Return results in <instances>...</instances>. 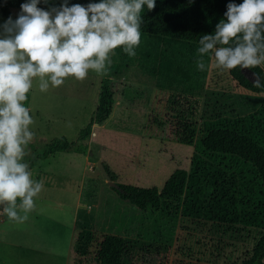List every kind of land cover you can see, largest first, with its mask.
Returning <instances> with one entry per match:
<instances>
[{"label":"rangeland","instance_id":"rangeland-1","mask_svg":"<svg viewBox=\"0 0 264 264\" xmlns=\"http://www.w3.org/2000/svg\"><path fill=\"white\" fill-rule=\"evenodd\" d=\"M11 12L18 18L21 9ZM7 20L0 12V25ZM199 47L141 32L136 55L115 49L105 72L89 70L84 81L68 77L47 92L34 78L27 105L35 133L25 157L29 166L52 140L77 141L109 75L115 98L109 119L84 141L88 154L59 151L36 159L32 179L42 181L43 189L26 221L10 220L1 210L0 236L19 240L13 249L26 248L32 243L26 235H35L34 242L57 255L58 264H99L98 243L115 234L131 247L121 264H243L252 256L264 234V188L257 168L238 156L205 150L201 138L211 129L228 128L264 148V93L238 86L228 70L214 66L211 52L204 54L206 67L200 71ZM260 66L264 71V63ZM189 100L197 105V135L186 145L170 130ZM97 160L117 183L159 190L173 170L185 169L177 211L161 216L122 200ZM77 193L82 199L76 208Z\"/></svg>","mask_w":264,"mask_h":264},{"label":"clouds","instance_id":"clouds-1","mask_svg":"<svg viewBox=\"0 0 264 264\" xmlns=\"http://www.w3.org/2000/svg\"><path fill=\"white\" fill-rule=\"evenodd\" d=\"M40 2L22 3L18 18L0 25V210L19 223L28 219L43 189L25 160L35 137L30 130L34 119L24 105L34 78H39V90L47 92L68 77L84 81L89 70L105 72L117 48L134 57L144 6L149 11L156 6V0H100L87 6H68L63 0L58 8L44 10L37 6ZM224 17L213 34L201 36L197 68L205 70L203 56L210 52L221 70L264 63V0L229 2ZM253 83L262 86L258 78Z\"/></svg>","mask_w":264,"mask_h":264},{"label":"trees","instance_id":"trees-1","mask_svg":"<svg viewBox=\"0 0 264 264\" xmlns=\"http://www.w3.org/2000/svg\"><path fill=\"white\" fill-rule=\"evenodd\" d=\"M25 2L28 0H0V12L5 17H12L15 20L17 17L14 16L11 9H21L20 5ZM98 2L100 0H68V6L77 3L87 6L89 3ZM229 2L240 4L243 0H156L154 10L149 11L144 6L141 32L199 43L201 36L213 34L216 24L221 19H226L224 13L227 11ZM61 3L63 0H47V3L41 0L37 6L49 10L52 7L58 8ZM251 70L256 73L261 82V87H256L253 82L249 81L239 67L228 70V72L242 89L256 94L264 93V71L262 67L257 66ZM114 98L115 89L112 75H109L101 83L96 109L88 123L80 129L77 141L71 142L65 137L52 140L32 158L31 165L36 159H44L58 151L88 154L89 149L84 141L90 138L95 126H101L109 119L113 110ZM28 100L29 96L24 102L25 107L28 105ZM196 112V102L189 100L173 121L170 130L171 136L179 143L193 144L197 135ZM201 144L207 151L232 154L252 163L257 168L264 188V148L249 136L234 129L214 128L201 138ZM103 165L112 178L108 167L104 163ZM186 179V170L176 168L160 190L156 187H140L122 183H117L118 188H111L122 200L128 201L138 209L144 210L149 207L154 213L170 217L175 214L179 207ZM130 248L129 242L124 237L105 234L98 243L96 259L99 264H121ZM263 257L264 234L258 239L252 256L243 264H264Z\"/></svg>","mask_w":264,"mask_h":264},{"label":"crops","instance_id":"crops-1","mask_svg":"<svg viewBox=\"0 0 264 264\" xmlns=\"http://www.w3.org/2000/svg\"><path fill=\"white\" fill-rule=\"evenodd\" d=\"M58 152H54L48 155L46 158ZM36 165L37 161L30 166V171H32L33 167ZM81 199L80 193H77V198L75 200L76 208L79 207ZM1 220L2 218L0 217V222ZM26 236H28L29 239H32V243L27 245V247L24 249L12 248L14 247L15 243H18L19 240L13 242L7 237L0 236V264H58L59 258L57 255H55L53 252H45L44 250H41V245L34 242L36 238L35 235Z\"/></svg>","mask_w":264,"mask_h":264},{"label":"water","instance_id":"water-1","mask_svg":"<svg viewBox=\"0 0 264 264\" xmlns=\"http://www.w3.org/2000/svg\"><path fill=\"white\" fill-rule=\"evenodd\" d=\"M242 74L251 82H254L255 79L253 77H256V73L252 71L251 69H240ZM96 167L102 172V174L105 177V180L107 181V184L112 188H118L117 182H115L109 173L107 172L105 166L103 165V162L101 160H97Z\"/></svg>","mask_w":264,"mask_h":264}]
</instances>
